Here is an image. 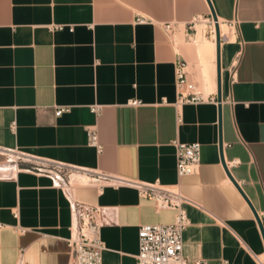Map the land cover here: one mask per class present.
Instances as JSON below:
<instances>
[{
  "label": "crops",
  "instance_id": "0c3cea01",
  "mask_svg": "<svg viewBox=\"0 0 264 264\" xmlns=\"http://www.w3.org/2000/svg\"><path fill=\"white\" fill-rule=\"evenodd\" d=\"M210 4L0 0V264L20 254L25 264H70V198L106 210L102 263L136 264L140 227L171 224L175 212L132 183L179 187L191 201L188 262L261 264L264 0ZM181 58L206 101L179 102ZM178 143L201 144L197 174L177 176ZM55 164L72 168L68 194Z\"/></svg>",
  "mask_w": 264,
  "mask_h": 264
},
{
  "label": "built area",
  "instance_id": "2783aa9c",
  "mask_svg": "<svg viewBox=\"0 0 264 264\" xmlns=\"http://www.w3.org/2000/svg\"><path fill=\"white\" fill-rule=\"evenodd\" d=\"M169 34H173L172 24L165 25ZM60 29V28H58ZM177 89L180 103H198L206 101V96L190 80L187 63L178 59L176 65ZM214 101V98H211ZM63 110H57L59 115ZM89 144L101 151L95 130L89 132ZM177 176L179 178L197 174L201 163V144H177ZM19 156H9L7 163L15 164ZM72 168L53 165L50 171L57 174L56 183L68 194L71 184L68 181ZM108 176L100 175L97 179L108 181ZM66 179V181H64ZM141 197L152 201L158 210H173V223L167 225H143L139 229V253L136 264H206L205 261L188 262L184 257V233L191 226L185 204L191 203L179 187L165 188L157 184L132 183ZM72 213L71 235L67 240L70 251V264H103L102 256L106 250L101 236V228L108 223L106 210L99 206L69 199ZM264 228V212L258 213ZM259 262L264 261L259 258ZM17 264H25L22 254Z\"/></svg>",
  "mask_w": 264,
  "mask_h": 264
},
{
  "label": "water",
  "instance_id": "95a60500",
  "mask_svg": "<svg viewBox=\"0 0 264 264\" xmlns=\"http://www.w3.org/2000/svg\"><path fill=\"white\" fill-rule=\"evenodd\" d=\"M208 2L210 4V0H208ZM210 6H211V10H212V16H213L214 21L216 23L217 65H218V100L220 102L221 101V63H220L221 33H220L219 22H218L216 14H215V11L213 10L211 4H210ZM221 144H222V142H221ZM223 164H224V160H223ZM227 173H228L229 177L233 180V178H232V176L228 170H227ZM234 183L239 188L240 192L244 195V197L248 201V203L251 204L250 201L248 200V198L245 196V194L240 189V187L236 184V182H234ZM254 213H255V217H256V220L258 222V225H259V228H260L263 240H264V228H263L262 222L258 216V213L255 210H254Z\"/></svg>",
  "mask_w": 264,
  "mask_h": 264
},
{
  "label": "rangeland",
  "instance_id": "374dc122",
  "mask_svg": "<svg viewBox=\"0 0 264 264\" xmlns=\"http://www.w3.org/2000/svg\"><path fill=\"white\" fill-rule=\"evenodd\" d=\"M199 89H200V90H202V88H201V87H199ZM261 260H263V261H264V257H261Z\"/></svg>",
  "mask_w": 264,
  "mask_h": 264
}]
</instances>
